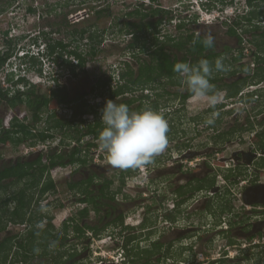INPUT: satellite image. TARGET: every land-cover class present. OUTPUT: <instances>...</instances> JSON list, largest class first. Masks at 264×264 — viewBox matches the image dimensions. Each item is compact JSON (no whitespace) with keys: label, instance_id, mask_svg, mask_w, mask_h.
<instances>
[{"label":"flooded vegetation","instance_id":"obj_1","mask_svg":"<svg viewBox=\"0 0 264 264\" xmlns=\"http://www.w3.org/2000/svg\"><path fill=\"white\" fill-rule=\"evenodd\" d=\"M244 1L243 15L246 17L253 8L249 0ZM255 2L259 3L258 9H263L261 0ZM126 18L125 20H133L130 19L131 16ZM236 18L237 16L230 19L218 17L205 22L194 21L190 23L192 28L182 22L184 25L178 29L175 39L181 42L178 46L173 45L174 40L167 39L165 32H158L159 44L149 40L143 51L141 47L128 46V41L122 49L129 53V56L121 59L124 70L114 74L109 71L101 78H110V81L106 87L100 88L104 91L103 95L96 94L97 98H101L96 100L98 104L109 97L111 90L117 88L118 81L123 80L121 73L127 69L128 64L135 80L130 83L128 91L121 96H114L112 100L129 98V108L139 110L144 106H151L162 111L170 121L169 143H173L177 150L174 153L168 151V154L169 159L176 161L153 168L147 174L148 178H151L153 173H159L160 168L163 174L159 177L166 175L163 178L161 201L158 204L160 225L149 224L146 221L148 218H144V214L151 213V209H148L152 204L143 208V218L138 222H133L131 217L125 218V213L136 205L137 199L119 198V193L104 187V167L95 162L85 165L68 163L73 165V168L65 176L70 178L67 188L71 192V198L67 200L74 205L70 207L72 212L64 219L65 231L64 220L62 230L59 231L65 233L66 238L56 240L51 237L50 243L58 242L54 249L49 248L50 243L44 246L42 240L37 238L34 252L19 246L29 234V222L7 221L0 229V241H4V246H0V264H32L33 260L34 264H45L49 260H57L60 254V261L54 264H116L115 261H105L106 252L104 253L102 246L97 245L100 250L90 248L93 242L101 240L105 235L108 236V239L102 242L107 243L105 248L111 247L114 254L119 251L125 253L131 263L135 264H264V19L262 15L255 18L253 26V21L249 22L244 17L239 24H235ZM247 25L253 29L252 33L256 32V43L244 35L249 33ZM209 32L215 37L212 48L199 49V46H196L189 51L190 45L200 43ZM191 33L194 37L183 44V40ZM127 35L132 37V33ZM159 45L168 53L167 57L157 55ZM140 55H143V58ZM220 57H223L228 70L214 72L211 79L219 96L218 103L213 108L205 98H197L196 103L202 107L195 105L196 112L187 117L184 109L187 107L186 103H190L194 96L173 71L174 58H177V62L187 61L195 64L201 59L214 62ZM139 72L143 73L140 79L137 78ZM69 77L74 78L71 73ZM97 80L98 78L95 83ZM65 85L60 84L66 88ZM54 87L56 88V85ZM91 87L89 90L76 91L73 94L68 93L66 89L65 92L73 98L83 95L89 102L87 95L91 92ZM50 91L51 89L48 92ZM58 105H62L66 110L63 103ZM169 108L173 111L169 112ZM177 113V120H169V116L173 117ZM213 113L218 115L213 117ZM56 114L63 117L58 111ZM82 117L86 122H94L99 116L96 117L91 112L84 113ZM210 118H214V123L206 125L205 121ZM1 124L5 132L8 126L6 120L3 119ZM176 125H179L178 129L175 128ZM202 128L211 131L205 142L199 139ZM36 130L39 128L34 127L33 131ZM172 131L185 134L176 136V132ZM53 133L61 134L55 130ZM85 137H90L89 141L98 140L93 139V135L86 134L81 138V143L88 141L84 140ZM192 141L195 143L191 144ZM76 144L73 139L70 145L58 144L52 147L69 150ZM181 144L186 147L179 148ZM41 149L33 151L31 148V151L15 158H1L0 169L11 163L16 164L18 160L33 161L40 155ZM31 155L33 157H30ZM191 156L196 160H189L187 166L184 160ZM14 180L15 176L2 179L4 183ZM70 182L75 185L70 187ZM21 184L12 183V186L15 185L17 189ZM197 186L200 188L196 189ZM51 192L55 191L48 193ZM75 205L79 207L74 209ZM9 206L13 207V203L10 202ZM221 206L223 210L219 209ZM32 207L34 206L28 210V215L37 211ZM201 213L204 217L207 215L211 218L212 224H204L202 215L199 216ZM42 221H37L36 225H48L53 234L56 232L51 219L45 217ZM89 226L91 228H88ZM210 226L211 230L207 228ZM78 227L79 230L76 229ZM186 228L192 229L187 232ZM69 231L72 234H68ZM216 237L221 238L220 241L223 242L218 250L211 251L209 246L215 245ZM76 238L81 239L79 248L78 244L72 242V239ZM188 239L189 242H184ZM8 242L11 243L10 248H7ZM199 252L206 255L197 258ZM214 252L217 253L216 256H213Z\"/></svg>","mask_w":264,"mask_h":264},{"label":"rangeland","instance_id":"obj_2","mask_svg":"<svg viewBox=\"0 0 264 264\" xmlns=\"http://www.w3.org/2000/svg\"><path fill=\"white\" fill-rule=\"evenodd\" d=\"M144 1L145 4H149L152 7H160L163 10H167L169 13H167L164 16V19L162 21V24L159 25L160 27V34L168 33L171 35H176L178 33V29L176 28V24L186 22V26H190V23L194 21L199 22H205L206 20L215 19L218 17L223 18H233L234 16L242 17L243 19V10L245 1L244 0H16L15 2L9 4L6 9L0 10V51L4 50L6 48V41L7 36L16 38L17 44L14 49V54H16V51L21 50H28L29 55L27 59H25L24 64H22L20 71V74H24L25 81L28 83L36 82L38 80L41 86L38 88L39 92H45L48 93L49 89L53 88L55 86L54 79L57 78L58 82L62 85L66 86V91L68 93L73 94L74 92H80L82 90H89L91 86L95 84L96 78H102L106 76L105 74H108L109 71H113V74L118 71L124 70L122 68V61L121 59H124L125 56H129L128 51L122 50L124 49V45L130 41V37L126 34L125 29H123V32H119V28H124V20L127 19L125 17L127 11L131 10L138 2ZM105 6L109 5L110 8V15L106 16L103 14L100 18L97 20L95 19V10L96 7L99 6ZM252 4H256L255 0H253ZM32 7L34 11L29 12L28 7ZM86 9L88 11L89 16L85 19H82L81 21H71L69 18L70 13H73L74 11L78 9ZM149 8V7H148ZM253 8V7H252ZM171 16V19H168L167 17ZM149 18V17H147ZM146 18V19H147ZM130 19H136V17L133 15ZM264 19V18H263ZM137 20V19H136ZM255 18L253 19L252 25L254 26ZM82 27H88L90 30H103V42L100 45L101 51L94 57V58H88L84 68H76V74L73 75L74 78L71 79L69 77L70 72L68 68H64L53 59L52 57L49 58V56L43 55L41 53V49L44 50L46 48L45 44L48 41H54V40H62L63 42H69L70 46L69 48H73L75 45L80 44L79 49L85 51L89 48L90 39L88 37V33H86L82 38H79V34L75 33L71 34L70 30L73 28H77L78 30ZM190 28H192L190 26ZM189 28V30H190ZM247 29L249 33L247 32L248 38L256 42V32L252 33L253 30L250 28L249 25H247ZM196 30V29H195ZM7 32V33H6ZM215 32V31H213ZM251 32V33H250ZM115 42L112 44L111 42ZM221 48V46H219ZM12 55V56H13ZM141 58H143V55H140ZM63 58H69V55L66 54V52H63ZM13 57L10 58V61L3 66L5 70H8L11 64L10 62H14ZM73 61V58H72ZM74 62V61H73ZM121 62V63H120ZM234 64H236V61H234ZM24 68V70H23ZM40 68V71H39ZM12 70H18L15 66L12 67ZM42 76H40L41 73ZM83 72H86L85 74ZM104 73V74H103ZM84 76V77H83ZM55 77V78H54ZM83 77L82 79H80ZM4 82L3 79L0 78V87L4 88L2 86V83ZM119 82L123 83V80H119ZM28 83H21L19 86H15L13 83L11 87H9L8 90L5 89V91H8V93L12 94L16 90V87H19L20 89H26ZM22 86V87H20ZM68 89V90H67ZM4 90V89H3ZM96 91L90 92L87 95V98L90 99V104H95L97 101L101 98H97ZM170 97V96H169ZM103 99V97H102ZM194 97V99H191L190 103H186L187 107L184 109V112L186 116L188 117L194 114L197 110L196 106H199L200 108L202 105H199V103H196L198 99ZM250 99V97H249ZM115 100V99H114ZM119 100V98L117 99ZM164 100V99H162ZM196 105V106H195ZM196 107V108H195ZM58 113L61 114V116L67 118L70 114V110L63 109L62 105H58L57 107ZM169 112L173 111V109L169 108ZM21 111L25 112L27 114V118H30V111L25 105H21ZM56 111V112H57ZM98 116L101 115V109H98ZM13 116L12 109L7 105V103L3 102L0 104V119H5L6 124H9L11 118ZM45 114H42V118L38 125L36 126L39 129L45 128ZM56 116L60 117L59 114H56ZM178 113L175 116H169V120H177ZM27 120V119H26ZM27 122V121H26ZM170 122V121H169ZM177 124H179L176 121ZM176 129L179 128V125H176ZM174 130V128L172 129ZM54 131V130H52ZM56 133L58 130L55 131ZM176 131H172V133H175ZM210 130L207 131V129H201L199 138L200 141H207L206 137H210ZM176 132V136H177ZM185 134V133H184ZM182 132L178 134V136L184 135ZM61 135V134H59ZM59 135H55L52 138L47 139V141L44 142H36L35 144H31L29 142H23L16 146L13 145H1L0 144V159L1 158H15L17 156H20L24 152L31 151V148L33 151L44 150L45 148L49 146H55V145H65V144H72L73 138H63L62 140L59 138ZM90 137H85L84 140H89ZM98 142V140H95ZM63 142V143H62ZM195 142L192 141L191 144H194ZM199 144V143H197ZM32 145V147H31ZM46 146V147H45ZM194 146V145H193ZM181 147H186L181 144ZM177 147L173 143H169L168 148L166 151L161 154L160 156L155 158V162L147 167L150 168H156L164 166L167 163L174 162L176 159H169L170 154H168V151H171L172 153L176 152ZM100 152H103V154H99ZM175 155V154H172ZM108 154L106 151L95 148L93 149V154H90L88 157V163H97L100 166L104 167L103 170L106 173V178H113L114 183L111 188H114L118 185V174L121 171L120 169L114 168L110 165L107 158ZM30 157H33L32 155ZM199 158V157H198ZM189 160H192L195 162V158L193 156L189 157L186 160V165L188 166ZM73 165H63L59 168L53 169L52 171H49L50 178H52L56 183V190L55 192L51 193H45L42 195V197H38V194L35 193L32 207L34 210H41V207L45 209V213L49 215L51 218V224L53 227L60 231L62 230V221L65 219L67 214L72 212L70 210V207L73 206V203L68 202L67 199L71 198V192L68 191L67 188V181L70 180V178H65L66 174L72 170ZM138 170V169H137ZM152 170V169H151ZM131 175L126 177V183L124 187L122 188L121 192L118 194L119 198H126V199H137L135 201V206H133L131 209H129L125 213V218L131 217L133 222H138L143 218V208L146 207L147 204H152V206L148 209L151 213L150 214H144V218H148L146 220L149 224L159 226V203L161 201V188H162V182L164 181V176H153L151 178H148V175L146 176H139V172L136 170L131 169ZM149 173V172H148ZM147 173V174H148ZM141 174V172H140ZM169 177V176H168ZM69 179V180H68ZM16 189V186H12V184L8 185L6 191H0V196H5ZM149 197V198H148ZM152 197V198H151ZM37 200H36V199ZM138 198H148L145 199H138ZM35 200V201H34ZM143 201L142 203H139ZM69 203V204H68ZM61 204V205H59ZM79 205H75L74 209H77ZM73 209V210H74ZM148 212V211H146ZM149 213V212H148ZM148 215V217H146ZM202 215L203 223H210L211 218H209L207 215H204L201 213L199 216ZM207 216V218H206ZM46 217V216H45ZM44 217V218H45ZM47 218V217H46ZM215 219V218H214ZM36 220V218H35ZM129 220V218H128ZM201 220V222H202ZM131 221V222H132ZM43 222V221H42ZM145 223V221H144ZM143 223V224H144ZM145 225H142L144 227ZM210 228L211 226L207 227ZM207 230V229H205ZM158 231V230H157ZM68 234H72V232H68ZM108 236L101 237L99 241H95L90 245L91 249L100 250L97 248L98 246H102L104 249V253L106 254H113V251H111L110 248H105V245L107 243H102L104 240H107ZM221 238L215 239V245L209 246L211 251H216L219 248V245L222 244L223 240L220 241ZM80 240L79 238L72 239L73 243L78 244V248L80 247ZM189 242L188 240H184V242ZM66 247V246H65ZM97 248V249H96ZM123 254V253H122ZM155 254L152 253V257ZM125 255V253L123 254ZM206 254H201L200 252L197 255V258L203 257ZM217 253H213V256H216ZM55 257V255H52ZM94 256V255H93ZM93 260V259H92ZM94 260L96 261V257H94ZM93 261V262H95ZM32 264H34V260L31 261ZM52 262V260L47 261L45 264H49ZM81 264V263H80ZM154 264V263H153Z\"/></svg>","mask_w":264,"mask_h":264},{"label":"trees","instance_id":"obj_3","mask_svg":"<svg viewBox=\"0 0 264 264\" xmlns=\"http://www.w3.org/2000/svg\"><path fill=\"white\" fill-rule=\"evenodd\" d=\"M15 1L16 0H0V10L6 9L9 4ZM261 1L263 2V9L257 8L259 3L252 4L253 0H249L253 10L249 12L248 16H243L244 19L251 22L254 18L260 17L261 15L262 18H264V0ZM109 10L110 8L108 4L105 6H101L99 4L95 10V19L97 20L103 14L109 16ZM28 11L32 12L34 9L30 6L28 7ZM167 13H169L167 10H163L158 6H149V4H145L144 1H140L131 10L127 11L125 15L131 17L134 15L137 20H124V28L120 27L118 31L123 32V29H125L126 33H132V37L128 42V46L141 47V51H143L147 41L149 40L159 44L157 41V34L160 32L159 25L162 23L164 16ZM148 16L151 18H147ZM167 18L171 19V16H168ZM241 21L242 17L238 16L234 23L239 24ZM183 25L184 24L180 22L176 28L180 29ZM70 33L74 35L75 33L79 34V38H82L86 33H88V37L90 39L88 50L83 51L79 49L80 44L75 45L73 48H69V42L67 43L63 42L62 40H54L48 41L45 44V55L49 56V58L52 57L51 59L58 63V65L68 68L69 72L75 75L76 68L83 69L88 58H94L101 51L99 47L103 42V30H90L88 27H82L79 30L77 28H73L70 30ZM262 35L264 36V34ZM166 37L168 40L175 41L176 39L175 34L171 35L167 33ZM193 37L194 35L192 33L188 34L183 40V44H186V42ZM202 41L200 43L198 42V44L190 45L188 48L189 51L196 46H199V49H204L205 46L203 45ZM6 43V48L0 51V67L3 66L4 63H6V61L14 53L17 39L15 37L8 38L7 36ZM180 44L181 42L178 41L173 43L175 46ZM159 46L160 49L158 50L157 55H164L167 57L168 53L162 50V45ZM64 51L67 55H69V58H63ZM72 58L74 62L72 61ZM176 62L177 58H174L173 64ZM126 65L127 69L121 73L123 83L119 84L115 90H111L109 97L103 100L101 104H90L87 99L83 97V95H79L74 98L69 97L68 93L65 92V87H61L60 83L55 77L54 81L56 88H51L50 93L39 92L38 88L41 86L40 83H28L24 78H20L18 82L28 83L26 89H20L19 87H16L14 93L10 94L8 91L2 90L0 87V104L3 103V101L7 103V105H9V107L12 109L13 113V116L5 132L2 130V119H0V144L16 146L23 142H29L31 144H35L38 141L44 142L48 138H52L56 135L53 133L54 131L51 132V129L61 132V140L68 137L73 138L77 142L76 146L70 147L69 150L50 147L47 150H42V152L39 153L40 155H38V157L33 161L28 162L25 160L24 162H21L18 160L16 164L11 163L9 166H4V168L0 169V191L6 190L9 184L19 182L22 183L17 189L10 192L7 196H0V229L4 227V224H6L7 221L19 223L27 221V223L29 222V225L31 226L28 229V236H25L24 240L19 243V246L35 252L36 250L34 243L37 238L42 240L41 242L44 246L50 243L51 237L55 238L56 240L66 238L65 233H59L57 230L53 234L48 228V225L43 228H37V221H42L45 216L49 219L51 218L49 215H47V213L41 210L34 211L33 213L31 212L28 215V210L34 203L33 199L35 193L38 194L37 199H39L38 197H42L43 194L56 190V183L52 178H50V175L48 174L51 169H56L63 165H67L68 163L79 165H85L88 163V157L91 154L92 148H97L99 143L93 140H88L86 143H81V138L86 134H91L93 135V139H98L99 131L103 127L100 118L97 117L99 113L98 107L102 109L107 100H112L116 95H123L124 92L129 90L130 83L132 84L134 82L135 79L132 77V69L128 67V64ZM142 75L143 73L139 72V76L137 78L140 79ZM8 79L10 80L11 78L8 77ZM109 81L110 78L102 80L98 77L97 82L91 87L90 91H96V94L103 95L104 91H102L100 88L106 87V85L109 84ZM16 83L17 82H14L15 85ZM116 102L125 103L129 106L131 99H126L125 97ZM59 103H63L65 105L64 107L70 110V114L67 118L56 116V107ZM21 105H25L30 111L31 114L29 119L27 118V114L21 111ZM130 109L134 110L132 108ZM91 112L94 113L97 118H95L94 122H86L82 115L84 113ZM42 114L46 115L44 120L45 128L36 130L34 132L33 128L36 127V124L40 122ZM67 145L70 144L68 143ZM131 173V169L121 170L118 174L119 183L116 187L111 188L114 183L113 178H105L103 181V186L108 188V190L111 189L114 193H120L126 183V177L130 176ZM9 176H15V180L4 183L2 179ZM69 185L70 187H73L75 184L70 182ZM195 188L199 189L200 186ZM10 202L13 203V207L9 206ZM220 208L223 210L222 206L219 207V209ZM63 225V231H65V220ZM76 225L78 226V224ZM88 228L91 227L89 226ZM76 229L79 230L80 228L78 227ZM94 233H96V231ZM8 240L9 242L11 241V239ZM9 242L7 248L11 247V243ZM0 246H4V241H0ZM24 256L26 257L27 253H25ZM61 256L62 254H60L57 260H52L50 264L59 262Z\"/></svg>","mask_w":264,"mask_h":264},{"label":"clouds","instance_id":"obj_4","mask_svg":"<svg viewBox=\"0 0 264 264\" xmlns=\"http://www.w3.org/2000/svg\"><path fill=\"white\" fill-rule=\"evenodd\" d=\"M202 43L205 47L212 48L215 44V37L209 32L205 35ZM39 49L45 55L46 48ZM28 55V50H21L11 56L15 59L14 62L9 63L11 66L7 70V75L11 78L12 83L17 82L16 85L22 83L18 82L20 78L25 77L24 74H20V68ZM10 58L6 61L7 63ZM14 66L18 68L17 71L12 70ZM227 70L223 57L215 59L214 62L201 59L195 64L180 61L173 66V71L179 76L181 83L187 86V90L196 98H205L213 108L219 99L215 86L211 83L213 73ZM40 76L42 75L40 74ZM39 81L33 83H39ZM215 115L218 114L213 113V117ZM100 120L103 127L99 131L98 143L100 148L107 152L108 162L114 168L120 170L145 168L152 165L155 158L163 154L169 146V121L162 111L151 106L131 110L127 104L109 99L101 109ZM213 123L214 118L205 121L206 125ZM41 211H45L43 206ZM37 228H43V225L38 224ZM57 243V241L51 242L49 248L54 249ZM106 256L107 254L104 256L105 261ZM124 256L125 259L121 263H131L127 255Z\"/></svg>","mask_w":264,"mask_h":264},{"label":"built area","instance_id":"obj_5","mask_svg":"<svg viewBox=\"0 0 264 264\" xmlns=\"http://www.w3.org/2000/svg\"><path fill=\"white\" fill-rule=\"evenodd\" d=\"M89 14H88V11L86 9H78L76 11H74L73 13H70L69 15V18L71 21H79L85 17H88ZM7 64V62H6ZM5 65V63H4ZM3 65V66H4ZM3 66L0 67V78L4 80V82L2 83V86L4 87L3 89L5 90H8L9 87L12 86V81L8 79V75H7V70H3ZM17 77V75L15 76V78ZM20 84H17L15 86H19ZM9 86V87H8ZM22 87V86H20ZM97 148L101 149L100 146H98ZM93 149L95 148H92V151ZM93 154V153H92ZM99 154H103V152H100ZM175 156V155H173ZM186 160H184L185 162ZM153 169V168H150V167H145V168H140L136 171H138L139 173V176L142 175V176H146L148 172H150V170ZM141 172V174H140ZM125 259V256L122 254L121 251H119L118 253H113V254H107L106 256V262H111V261H115L116 264H122V260ZM128 264V263H127ZM131 264V263H129Z\"/></svg>","mask_w":264,"mask_h":264},{"label":"water","instance_id":"obj_6","mask_svg":"<svg viewBox=\"0 0 264 264\" xmlns=\"http://www.w3.org/2000/svg\"><path fill=\"white\" fill-rule=\"evenodd\" d=\"M158 169V168H157ZM163 173H161V169L159 168V173H157V174H152L153 176H159V175H162ZM191 229L192 228H186V231L188 232V231H191Z\"/></svg>","mask_w":264,"mask_h":264}]
</instances>
